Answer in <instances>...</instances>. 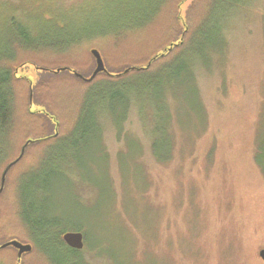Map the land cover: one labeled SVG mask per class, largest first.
Returning a JSON list of instances; mask_svg holds the SVG:
<instances>
[{
	"label": "rangeland",
	"instance_id": "rangeland-1",
	"mask_svg": "<svg viewBox=\"0 0 264 264\" xmlns=\"http://www.w3.org/2000/svg\"><path fill=\"white\" fill-rule=\"evenodd\" d=\"M89 1L0 0V19L26 13L28 21ZM180 1L165 3L155 23L140 31L86 40L62 54L16 51L3 64L17 77L11 159L22 149L23 158L2 186L12 161L0 171V264H49L28 239L17 207L19 176L38 166L49 145H28L47 126L38 113L55 116L59 132L67 133L78 115L83 80L96 68L91 51L98 52L106 70L91 81L143 67L174 38L178 13L183 25L192 0L178 7ZM199 9L202 15L204 8ZM247 16L232 18L226 53L217 64L196 70V88L188 73L165 82L174 97L167 110L170 123L159 107L161 95L151 106L147 97L130 95V115L119 134L108 124V103L102 109V135L90 131L67 147L57 164L62 179L44 195V213L64 230L82 234L85 250L77 264H264L259 257L264 172L253 161L257 126L264 121V111L258 116L264 100V5L256 6L254 20ZM110 107L115 115L123 112L120 105ZM153 154L168 155L169 161H156ZM13 241L33 248L18 257L16 249L4 247Z\"/></svg>",
	"mask_w": 264,
	"mask_h": 264
},
{
	"label": "trees",
	"instance_id": "trees-1",
	"mask_svg": "<svg viewBox=\"0 0 264 264\" xmlns=\"http://www.w3.org/2000/svg\"><path fill=\"white\" fill-rule=\"evenodd\" d=\"M169 1L92 0L80 7L75 6L65 11L50 10L46 17L34 15L28 21L25 19L26 13L20 17L14 14L3 15L4 19H0V171L12 161L9 163L11 165L9 173L23 158V152H20V156L15 161L11 159L16 151H14L11 134L15 106L13 85L17 77L3 64L6 61H12L18 51H49L62 54L74 46L88 42L86 40L121 37L140 31L155 23L165 3ZM184 1L178 2V7ZM258 4L264 5V0H192L186 10L183 25L179 13L178 16L176 15V21H173L176 32L172 40L176 39L173 42L171 40V43L163 47L161 52L150 56L143 67H132L127 75L122 74L115 78L111 74L102 75L101 81L88 82L82 79L86 84H84L81 105L76 121L67 133L59 132L60 122L54 118L55 116L52 117V114L47 113L46 110L38 113L47 120V126L42 128L37 139L28 141V145L40 142H46L49 145L43 151L38 166L19 176L17 207L19 219L28 239L49 264L81 263V252L85 250V243L82 251L69 248L62 240L63 235L68 231L64 230L58 221L47 217L44 213L47 202L44 195L62 179V172L58 170L57 164L64 159L67 147H70L69 145L74 147L76 142L81 137L89 135L90 131L95 130L102 135L104 131L102 119H106L102 109L108 103L106 113L110 118H107L109 121L107 123L119 134L123 122L130 115L128 114L130 105H126L130 95H137L141 100L147 97L146 104L150 106L157 103L161 95L160 101L164 105L159 107L170 123L171 118L167 110L171 108L169 103L173 102L174 97L169 91L171 86L165 82L172 76L175 80V78H182L181 75L184 73H188L190 82L196 88V70H205L213 66L212 64H217L226 53L228 37H230L228 30L233 24L232 18L238 17L239 13H246L248 15L246 20H254L253 13ZM200 7L204 8L202 15L199 12ZM2 8L0 7V10ZM118 33L123 35H117ZM210 45L213 47L212 50H208ZM112 104L123 107V112L115 115L114 110L109 108ZM29 111H31L30 108L28 114H32ZM263 111L264 100L259 109V119ZM263 125L264 121H261L257 126L253 151V161L262 172H264ZM31 127L32 123L28 122V129ZM158 127L156 126L157 130ZM150 140L151 149H153L155 138L151 136ZM153 155L156 161L163 163L169 161L168 155L166 157ZM80 230L81 227L77 226L74 231ZM97 249V247H91L90 250L97 253Z\"/></svg>",
	"mask_w": 264,
	"mask_h": 264
},
{
	"label": "water",
	"instance_id": "water-1",
	"mask_svg": "<svg viewBox=\"0 0 264 264\" xmlns=\"http://www.w3.org/2000/svg\"><path fill=\"white\" fill-rule=\"evenodd\" d=\"M91 54L94 56L95 61H96V68L93 72V74L91 75V77L89 79H86L85 81H91L98 73H105L106 70L104 68V65L102 63V60L100 58V55L98 54L97 51L92 50ZM129 72V69L125 70L123 73L127 74ZM78 76V75H77ZM79 77V76H78ZM23 152V149L21 150V153ZM11 167V165H9L3 172L2 176H1V186L4 183V177L6 175V173L8 172L9 168ZM63 242L71 249L76 250V251H80L83 249V236L81 233H74V232H68L65 233L62 237ZM6 246H11L14 249H16L18 251V257H20L22 254L30 252L31 251V247L29 245H22L18 242H10L8 244H6L4 247ZM259 257L261 258V260L264 262V250H261L259 252Z\"/></svg>",
	"mask_w": 264,
	"mask_h": 264
}]
</instances>
